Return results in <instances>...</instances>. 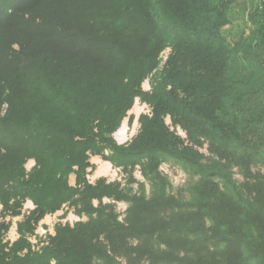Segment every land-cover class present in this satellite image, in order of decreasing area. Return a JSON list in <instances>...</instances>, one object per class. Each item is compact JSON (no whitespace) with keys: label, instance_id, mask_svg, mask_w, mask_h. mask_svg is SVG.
<instances>
[{"label":"trees","instance_id":"trees-1","mask_svg":"<svg viewBox=\"0 0 264 264\" xmlns=\"http://www.w3.org/2000/svg\"><path fill=\"white\" fill-rule=\"evenodd\" d=\"M240 1L0 0V264H264V0Z\"/></svg>","mask_w":264,"mask_h":264},{"label":"rangeland","instance_id":"rangeland-1","mask_svg":"<svg viewBox=\"0 0 264 264\" xmlns=\"http://www.w3.org/2000/svg\"><path fill=\"white\" fill-rule=\"evenodd\" d=\"M249 0H241L238 5H236V9H241V6L244 4L245 6L249 5ZM240 12V11H239ZM241 16L240 14H237V17L233 19V23H231L230 27H226V32L228 33V37L232 40L236 37L238 28L241 24ZM167 50L163 52L162 57L164 58L166 56ZM142 86L144 89L149 88V81L148 79H145L142 83ZM148 107L144 104L138 101V99L135 100L133 106L128 111V113L133 114V120L131 123H128L127 117L124 118L119 128L114 132V137L117 140V142L122 143L126 142L130 139V137L137 131L138 123H137V116L140 112H147ZM180 134H183L182 131L178 130ZM94 163L96 164V168L94 171L88 176V178L92 181L98 176H105L108 180H121L123 182V173L120 171L119 168L113 167L110 162L107 160L101 159L100 157H94L92 159ZM32 164V160H29L26 164L27 167H30ZM161 170L167 175L169 184L167 185V191L171 193L174 196H184L187 198L189 196L188 191L186 190V187L192 182V179L187 176V174L180 169L176 165H172L169 162H163L161 165ZM134 176L139 181H144L143 176L141 175L139 170L134 171ZM136 184L134 183V187ZM144 188L146 193H149L150 186L149 183L145 181ZM108 201V200H105ZM114 209L115 212L118 214V219H122L124 215V211L126 210L127 204L122 201H118L114 203ZM32 207V204L29 200H27L24 204L25 209H29ZM63 210H59L55 212L54 214H48L42 220L40 221V225L37 228V233H45L46 230L52 231V226L55 221L61 220V221H68V222H74L78 219V217L71 211H68L65 216H62ZM19 219L18 217L12 218V224L9 229V231L6 234V238L9 240L15 239L18 235L15 230V222ZM82 219H85V217H82ZM32 241H34V238H31Z\"/></svg>","mask_w":264,"mask_h":264}]
</instances>
